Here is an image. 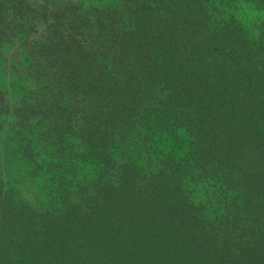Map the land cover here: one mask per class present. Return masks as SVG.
Segmentation results:
<instances>
[{
	"label": "trees",
	"instance_id": "trees-1",
	"mask_svg": "<svg viewBox=\"0 0 264 264\" xmlns=\"http://www.w3.org/2000/svg\"><path fill=\"white\" fill-rule=\"evenodd\" d=\"M106 1L0 0V264H264V0Z\"/></svg>",
	"mask_w": 264,
	"mask_h": 264
},
{
	"label": "rangeland",
	"instance_id": "rangeland-1",
	"mask_svg": "<svg viewBox=\"0 0 264 264\" xmlns=\"http://www.w3.org/2000/svg\"><path fill=\"white\" fill-rule=\"evenodd\" d=\"M80 1L85 5V7H89V5H93L96 3L98 4L101 2H107L106 0H80ZM109 1L112 4L116 0H109ZM117 1L119 2L121 1V3H123V0H117ZM1 86H3L4 88H9L8 79L5 78L2 79ZM10 121H11L10 118L7 119H4V117L0 118V124H2L3 122V124H5V126H7L8 128ZM14 121L15 120H12V124L14 123ZM36 123L37 120L33 119V121L31 122L25 133L26 140L23 142H20L16 130H9V129H4L2 131L0 130V169L4 172V174L1 173V175L5 181L10 183H16L17 181L20 180L22 193L20 192L19 196H21L24 200H33L34 198H36L38 201L42 202V204L45 205L48 202L47 200L48 198L45 196L47 195V192L45 191V189H43V187L48 186V184L44 182V183H39L36 186H32L31 188L32 190H34V193L26 194L23 190V187H24V183L26 182L28 183V181H26L25 176L23 180H21V178L23 177L24 167L22 166L21 168V166L18 164L16 167V165L13 163L12 160L14 152L18 150H22V148L24 149V152L26 151L28 153V150L26 148L27 145H31V147H33L36 152L43 151L45 143L43 141L42 134L45 132L46 125L36 126ZM12 124L10 126H12ZM11 140H14L13 144H10V146H6V143L11 142ZM48 147H49L48 149L49 152L54 153V147H55L54 144L53 143H51L50 145L48 144ZM110 154H112L114 158L119 160H122L125 155H130V153L126 152L125 149L116 150V151L113 150L110 151ZM77 172H78L77 179L82 183L87 181L86 180L87 178L94 180L99 175V171L97 167L92 162H88L81 169H78ZM7 188L11 189L12 187L8 185ZM201 188L203 189L201 190ZM209 192L210 191L207 188L204 189L202 184H198L197 187L195 188L197 202L202 204L205 203L209 198L208 197Z\"/></svg>",
	"mask_w": 264,
	"mask_h": 264
}]
</instances>
